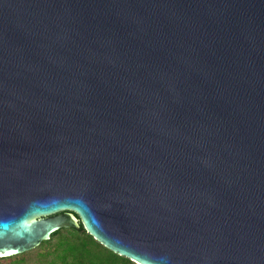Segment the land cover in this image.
Listing matches in <instances>:
<instances>
[{"label": "water", "instance_id": "obj_1", "mask_svg": "<svg viewBox=\"0 0 264 264\" xmlns=\"http://www.w3.org/2000/svg\"><path fill=\"white\" fill-rule=\"evenodd\" d=\"M80 224L264 264V0H0V256Z\"/></svg>", "mask_w": 264, "mask_h": 264}, {"label": "trees", "instance_id": "obj_2", "mask_svg": "<svg viewBox=\"0 0 264 264\" xmlns=\"http://www.w3.org/2000/svg\"><path fill=\"white\" fill-rule=\"evenodd\" d=\"M0 258L21 264H137L101 244L82 224L78 228L60 227L35 247Z\"/></svg>", "mask_w": 264, "mask_h": 264}, {"label": "rangeland", "instance_id": "obj_3", "mask_svg": "<svg viewBox=\"0 0 264 264\" xmlns=\"http://www.w3.org/2000/svg\"><path fill=\"white\" fill-rule=\"evenodd\" d=\"M0 257H8V256H0ZM27 262H30V259H28ZM0 264H21L13 262L10 258H0Z\"/></svg>", "mask_w": 264, "mask_h": 264}]
</instances>
